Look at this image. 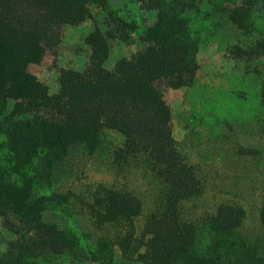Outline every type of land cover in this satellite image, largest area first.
<instances>
[{"label": "trees", "instance_id": "obj_1", "mask_svg": "<svg viewBox=\"0 0 264 264\" xmlns=\"http://www.w3.org/2000/svg\"><path fill=\"white\" fill-rule=\"evenodd\" d=\"M116 1L0 0V217L15 235L0 264H50L45 255L92 264H264V236L240 231L242 206L184 217L183 202L202 188L175 144L164 98L169 88L194 85L204 36H227L244 82L231 93L240 117L264 114V0H129V8ZM92 7L103 11L104 29L84 39L88 62L61 69L49 93L28 66L58 44L64 26L90 19ZM142 7L155 12L152 23H143ZM132 35L141 47L107 66L110 41L129 43ZM230 107L235 115L234 101ZM248 153L264 168V143ZM81 157L133 165L147 177L155 195L140 235L134 221L143 202L135 193L100 185L85 220L77 195L60 189ZM259 217L264 225V203ZM89 220L120 233L96 235Z\"/></svg>", "mask_w": 264, "mask_h": 264}, {"label": "rangeland", "instance_id": "obj_2", "mask_svg": "<svg viewBox=\"0 0 264 264\" xmlns=\"http://www.w3.org/2000/svg\"><path fill=\"white\" fill-rule=\"evenodd\" d=\"M123 8L135 7L129 0H117ZM144 24L155 19V12L140 8ZM104 13L92 7V17L78 26H64L57 45L49 48L40 63L30 64L29 71L44 84L49 93L58 90V78L63 68L82 69L89 60L90 49L85 44L86 35L95 27L104 29ZM231 28H223V35H231ZM227 37V36H226ZM204 36L198 53L199 68L196 81L190 88L167 89L164 98L171 110L172 136L178 150L193 165L202 192L183 202V215L195 219L213 213L223 203L237 204L244 208L245 217L240 231L249 237L264 236V225L259 217L264 203V168L248 153V149L264 143V114L257 120L241 118L242 108L231 93L240 91L244 82L237 62L226 51L227 40ZM222 45V46H221ZM110 56L107 66L123 56H129L141 45L136 35L129 43L110 41ZM235 103L233 115L229 105ZM227 108L226 114H217L214 105ZM208 106L210 108L206 109ZM113 143H119L116 133H109ZM73 175L66 179L60 189L70 190L78 197V207L85 210L83 218L88 219V205L100 185L129 190L143 202L142 212L135 219V233L140 235L146 216L153 206L155 190L147 177L135 166L119 168L101 157L79 158L73 161ZM49 220V217H46ZM96 235L114 236L120 233L115 225L96 227L88 221ZM15 235L7 222L0 217V253ZM50 264H92L59 260L54 255H45Z\"/></svg>", "mask_w": 264, "mask_h": 264}]
</instances>
